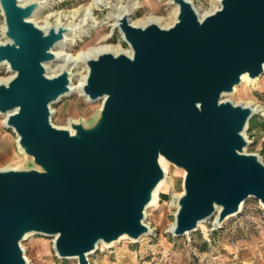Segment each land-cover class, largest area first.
Returning <instances> with one entry per match:
<instances>
[{
  "label": "water",
  "instance_id": "obj_1",
  "mask_svg": "<svg viewBox=\"0 0 264 264\" xmlns=\"http://www.w3.org/2000/svg\"><path fill=\"white\" fill-rule=\"evenodd\" d=\"M171 1L168 27L118 20L131 55L86 60L81 92L101 107L90 124L63 128L50 105L71 92L70 75L49 76L44 63L69 29L30 20L45 0H0V65L13 74L0 82V114L32 163L0 169V264H26L29 234L52 236L56 256L78 264L101 243L151 234L144 210L165 177L160 158L184 171L173 236L212 217L219 228L251 196L264 207V162L244 149L256 110L222 99L243 75H264V0H219L202 17Z\"/></svg>",
  "mask_w": 264,
  "mask_h": 264
},
{
  "label": "rangeland",
  "instance_id": "obj_2",
  "mask_svg": "<svg viewBox=\"0 0 264 264\" xmlns=\"http://www.w3.org/2000/svg\"><path fill=\"white\" fill-rule=\"evenodd\" d=\"M95 1L46 0L31 18L42 28L58 23L73 27L72 33L66 35L71 40L61 48H54L57 55L60 51L57 60L45 64L49 76L61 70L60 64L63 58H68L67 55L76 56L101 46L115 54L130 52V47L114 25L117 6L128 8L129 20L136 26H144L151 20L168 27L175 20L176 7L171 0H109L116 6L96 7L90 17L100 26L88 30L91 19L83 21L87 18V7ZM189 1L200 16L219 7L218 0ZM3 29L4 19L0 10V42L5 41ZM68 71L71 73V87L74 88L82 81L87 70L85 64L79 61ZM9 77L11 72L8 66L1 64L0 82ZM222 99L256 110L251 117L255 121V128L250 129L248 125L244 133L249 141L244 149L264 162V75L254 80L243 79ZM100 107L101 100L89 101L73 90L50 105V120L54 126L63 128L69 127L71 121L90 124ZM30 167V158L18 147L17 135L5 126L4 116L0 114V169ZM162 167L165 177L155 192L152 204L144 210L143 222L152 233L138 241L123 238L111 246L101 243L87 255L90 264H264V207L252 196L242 203L238 214L225 219L219 228L214 227L215 219L212 217L199 224L189 235L173 236L169 230L174 223L177 197L183 192L184 171L167 161H163ZM53 239L41 234L27 235L20 242L26 264H78L75 258L57 257Z\"/></svg>",
  "mask_w": 264,
  "mask_h": 264
},
{
  "label": "bare ground",
  "instance_id": "obj_3",
  "mask_svg": "<svg viewBox=\"0 0 264 264\" xmlns=\"http://www.w3.org/2000/svg\"><path fill=\"white\" fill-rule=\"evenodd\" d=\"M46 1V0H45ZM219 1V0H218ZM20 2L21 3H26V2H22L21 0H20ZM103 6H106V7H109V6H112V7H115L116 5H112L111 4V2L109 1V0H96L95 1V3L94 2H92V4L91 5H89L88 7H87V9L86 10H88L87 11V13H86V15L85 16H87V18H85V20L83 21V23L85 22V21H87L88 19L90 20V24H89V27H88V30L89 29H91V28H94V27H96V26H100L96 21H95V19L91 16L90 17V14L92 13V11H94V9L96 8V7H103ZM175 7H176V14H177V6L176 5H174ZM39 9V8H38ZM115 12H116V15H114L115 16V20H116V22H114L115 24V27H117V24H118V20L122 17V16H127L128 17V19H129V10H128V8L126 7V6H120V7H116L115 8ZM210 13V12H209ZM176 14H175V19H176ZM206 14H208V13H206ZM205 15V14H204ZM34 16V15H33ZM32 16V17H33ZM31 17V18H32ZM90 17V18H89ZM199 17H202V16H200L199 15ZM30 18V20L31 21H33L32 19ZM130 21V20H129ZM175 21V20H174ZM34 22V21H33ZM89 23V22H88ZM131 23V22H130ZM148 23H156V22H154V21H151V20H149L148 22H147V24ZM174 23V22H173ZM172 23V24H173ZM36 24V23H35ZM37 25V24H36ZM56 25H63V26H65L66 28H68L69 30H68V32H66L65 34H64V39L63 40H61L60 42H58L55 46H54V48L55 47H63L64 46V44L67 42V41H70L71 39H68V36H66V35H68V34H70V33H72V31H73V27L71 26V25H65V24H61V23H58V24H56ZM132 25H134V26H136V24H134V23H132ZM145 25H146V23H145ZM138 26V25H137ZM40 27V26H39ZM42 28V27H41ZM80 31V30H79ZM84 32V31H83ZM82 32V33H83ZM78 33V32H77ZM80 35V34H79ZM76 37V36H75ZM81 37V36H80ZM72 38V37H71ZM72 44V43H71ZM54 48L52 49V52H53V54H54V56H55V58H54V60L52 61V62H54V61H56L57 59H56V57L60 54V51L58 52V55H57V53H55L54 52ZM103 52H111V51H109V49L108 48H106V47H104V46H101V47H99V48H95V49H90V50H87V51H84V52H81V53H78L76 56H72V55H67L68 56V58H63L62 59V64H60V69L61 70H63V69H65V70H70V68L72 67V65H74V64H76V63H78L79 61H82L84 64H85V62H86V60L87 59H90V58H94V57H96L98 54H100V53H103ZM113 54H115V53H113ZM128 55H131V51L128 53ZM61 58V57H60ZM59 58V59H60ZM60 61V60H59ZM51 62V61H50ZM50 62H46V63H44V67H45V64H47V63H50ZM56 66V65H55ZM85 67H86V65H85ZM46 69V68H45ZM60 70V71H61ZM86 70H87V67H86ZM46 72H47V70H46ZM68 73H69V75L71 74L69 71H68ZM57 74V73H56ZM12 72H11V77H12ZM55 75V74H54ZM52 76V75H51ZM86 76V75H85ZM85 76H83V78H81V82L76 86V87H71V77L69 76V78H70V91H73V90H77L78 92H80L81 94H82V92H81V88H82V85H83V83H84V81H85ZM11 77H9V79L11 78ZM246 78H248L247 77V75H243L242 76V78H241V80H245ZM9 79H7V80H5V81H2V82H6V81H8ZM83 95V94H82ZM84 96V95H83ZM86 97V96H85ZM252 108V107H251ZM252 109H254V108H252ZM4 116V119H5V115H3ZM161 160H162V163H161ZM163 161H165L163 158H160V164H161V166H162V164H163ZM162 169H163V167H162ZM164 170V169H163ZM165 173V172H164ZM163 181V180H162ZM161 181V182H162ZM161 182L158 184V186L156 187V189L154 190V192H153V198H152V200H151V202H150V204L149 205H151L152 204V202H153V200H154V197H155V192H156V190L158 189V187H159V185L161 184ZM214 219H215V217H214ZM203 222V221H202ZM202 222H199L198 223V225L199 224H201ZM214 222H215V220H214ZM171 230V229H170ZM152 232V231H151ZM104 245V244H103Z\"/></svg>",
  "mask_w": 264,
  "mask_h": 264
},
{
  "label": "trees",
  "instance_id": "obj_4",
  "mask_svg": "<svg viewBox=\"0 0 264 264\" xmlns=\"http://www.w3.org/2000/svg\"><path fill=\"white\" fill-rule=\"evenodd\" d=\"M248 125H249L250 129L255 128V126H256L255 121L252 118L250 119Z\"/></svg>",
  "mask_w": 264,
  "mask_h": 264
}]
</instances>
